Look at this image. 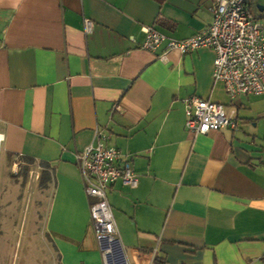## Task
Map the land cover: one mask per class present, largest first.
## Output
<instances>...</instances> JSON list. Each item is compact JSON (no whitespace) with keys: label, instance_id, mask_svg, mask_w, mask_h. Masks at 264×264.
<instances>
[{"label":"crops","instance_id":"crops-1","mask_svg":"<svg viewBox=\"0 0 264 264\" xmlns=\"http://www.w3.org/2000/svg\"><path fill=\"white\" fill-rule=\"evenodd\" d=\"M212 3L0 0V198L18 167L50 171L41 212L49 207L44 229L60 264H106L75 157L97 129L139 180L109 192L117 257L264 264V94L231 100L214 81L210 48L165 60L140 48L146 26L178 39L208 27ZM193 95L235 109L238 127L189 131Z\"/></svg>","mask_w":264,"mask_h":264},{"label":"built area","instance_id":"built-area-1","mask_svg":"<svg viewBox=\"0 0 264 264\" xmlns=\"http://www.w3.org/2000/svg\"><path fill=\"white\" fill-rule=\"evenodd\" d=\"M212 16L208 27L183 39L146 26L140 48L157 53L163 60L172 51L184 55L210 48L215 54L214 81L223 84L231 100L245 94H264V24L253 14L250 0H213ZM91 26L92 21L86 19V30ZM184 104L186 128L194 134L238 127L237 111H228L223 103L193 95L185 98ZM109 138L97 129L94 141L75 153L76 163L89 198L96 238L100 244L106 243L102 245L106 264H132L125 255L122 260L114 254L119 232L109 192L119 180L131 187H136L139 180L130 156L109 145Z\"/></svg>","mask_w":264,"mask_h":264},{"label":"rangeland","instance_id":"rangeland-1","mask_svg":"<svg viewBox=\"0 0 264 264\" xmlns=\"http://www.w3.org/2000/svg\"><path fill=\"white\" fill-rule=\"evenodd\" d=\"M251 1L253 14L264 24V12L257 7L264 6V0ZM36 168L33 165L22 174L18 167L4 187L0 206L7 210L0 213V264H60V255L47 243L44 225L49 207L41 211L50 193L40 184Z\"/></svg>","mask_w":264,"mask_h":264},{"label":"trees","instance_id":"trees-1","mask_svg":"<svg viewBox=\"0 0 264 264\" xmlns=\"http://www.w3.org/2000/svg\"><path fill=\"white\" fill-rule=\"evenodd\" d=\"M26 159H27V161L30 164L34 162V158H26ZM44 166L47 167V168L49 167L48 164H45ZM40 181H41L42 185L47 186L48 183L51 181V173H50V171H44L41 174ZM165 263H166V259H165L164 256H157L154 259V264H165Z\"/></svg>","mask_w":264,"mask_h":264},{"label":"water","instance_id":"water-1","mask_svg":"<svg viewBox=\"0 0 264 264\" xmlns=\"http://www.w3.org/2000/svg\"><path fill=\"white\" fill-rule=\"evenodd\" d=\"M261 7H262L261 9H263V6H261ZM120 252H121V255L124 257V253H123V251L120 250Z\"/></svg>","mask_w":264,"mask_h":264}]
</instances>
